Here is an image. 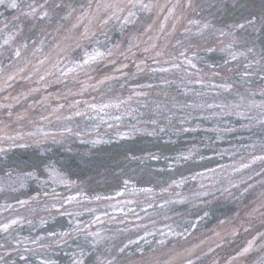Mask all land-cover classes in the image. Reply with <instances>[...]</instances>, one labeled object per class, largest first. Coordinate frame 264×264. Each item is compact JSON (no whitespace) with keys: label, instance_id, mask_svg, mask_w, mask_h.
I'll return each instance as SVG.
<instances>
[{"label":"snow or ice","instance_id":"obj_1","mask_svg":"<svg viewBox=\"0 0 264 264\" xmlns=\"http://www.w3.org/2000/svg\"><path fill=\"white\" fill-rule=\"evenodd\" d=\"M0 6H4L6 9L14 10L17 14L11 18V21L5 22L3 27H0V57H4L9 61L7 67L0 63V92L7 91L12 87V82L18 77L23 80H28L33 82L38 86L29 87L25 91H21L17 95H7L2 99L4 102H0V110L6 113L8 120L15 118L16 122H21L28 117L29 111L36 109H43L38 115V121H29L35 124V131L31 132H16L15 135H8L5 132L8 125H4L0 128V132H5L4 135L0 136V144L6 143L7 148L0 147V155H6L9 149L13 148H28L32 145L39 146L43 141L49 138L54 143H59L57 141L56 134L50 133L44 130V122L51 124V117L55 116L57 121H63L64 124L60 128V135H74L81 137L82 134L79 131H74L72 127L68 124L75 117H87L92 119L89 113H96L97 117L103 121L105 115H109V110L115 109L120 110L125 105H129L134 99L137 104L143 107L148 106V99L150 96L149 91L157 85L152 83L146 84H135L130 89V95L127 97H121L119 95L111 97L108 99H101L99 102L93 97L91 101L75 99L76 96H83L89 87L97 88L106 82L116 81L119 82L120 78H124L127 82L131 77L128 72V64L123 61L129 60V57H135L136 53L133 49L139 50L144 59H140L135 62L136 73L132 75L135 76L138 73L148 72L152 76H160V84L163 86H169L175 81L168 80L165 75L171 71H184L186 76V81L181 80L180 84L177 85L185 94L193 91L188 85H199L201 88L207 86L213 89L221 88L225 91H230L232 85L223 83L220 85L215 84H205V80L200 76V69L197 67V62L202 61L204 57L200 55L203 51L205 56L208 54L216 53L217 51L225 53L226 58L223 61V66L211 64L210 68L226 67L230 63L238 62L241 57L247 59L249 54L255 52L256 41L261 39L259 34H264V8L261 9L259 15H255L251 12L247 16L242 17V23H235L229 25V31L223 29H215L210 22L202 23L201 20L188 19V27H184V40L176 39L175 50L177 55L169 54L168 59H162L165 56V49L168 48L169 43L173 37V34L177 31V24L180 19L183 18V9H191L196 12L197 8L203 11L201 5L195 4L194 0H187L186 5H181L179 0L177 3L171 6L161 5L159 3H154L153 0H82L78 7H73L70 3L65 2V0H30L28 3H24V0H0ZM177 8H181L182 11L178 16L176 14ZM167 12L164 15V22L159 23L157 27V20L152 19L151 23H145L142 19L144 14H148L147 18L151 19V14L155 13L157 18L161 13ZM172 20L171 30L169 31L166 27L167 22ZM119 26V31L121 34L126 35L127 47L123 48L120 43L113 44L111 47H105L104 44L97 38L98 35H103L105 41L108 40V30L111 27ZM196 31L193 32L192 28ZM133 29L131 32L126 33V29ZM251 29V32L248 30ZM208 31L212 35L218 34L219 37L230 38V42L224 45L223 40H220L219 45L213 46L209 41L205 40L203 45L191 43V38L193 36L202 37L203 34ZM239 33V34H238ZM147 37L144 39V37ZM163 41V43H161ZM185 41H188L186 44ZM143 45V47H141ZM243 49L237 51L236 49ZM182 49V50H181ZM261 52H264V43L261 45ZM79 53V54H78ZM190 53V55H189ZM150 54V55H149ZM30 57V58H29ZM122 57L123 60L118 59ZM264 58V57H262ZM148 61H151L149 64ZM107 62L113 65V72L119 73L120 76L116 75H104L99 79L96 84H89L86 81H79L78 77L83 74L90 80L91 77L89 73L94 70V66H99L101 63ZM23 63V66H19ZM258 63V61L251 60L249 63L244 65L245 71L242 73L243 78H249L252 75L250 69ZM118 65V67H117ZM164 65H168L165 67ZM189 69L195 70V72H190ZM230 70V69H229ZM264 71V68H261ZM27 73V75H25ZM218 72H213V76H218ZM195 77V78H193ZM71 80L80 84V88L77 91H73L72 88L67 87V82ZM52 83L65 84L66 92H57L55 94L47 92V89ZM121 88L124 85H120ZM46 92L45 95H39V98H35L34 94H40L41 91ZM197 96L202 95L200 92L195 93ZM167 95V94H165ZM264 95V92H262ZM69 97H72L69 100ZM241 101L244 97H240ZM22 102L27 103V108L23 112H16L15 107L22 104ZM155 105L153 114L154 116H160L166 111H170L167 104L159 103L157 101H152ZM176 105L173 104V107ZM242 104L237 103L235 105H224V104H208L207 108H219L222 111H235V115L251 121L254 119L247 115L246 112L241 111ZM250 107H256L261 109L262 114H264V101L260 104H256L254 101L249 103ZM184 107H205V105H184ZM68 110V115H62V113ZM47 114H44V113ZM103 114V115H101ZM110 119L119 121L121 116H110ZM169 119V117H165ZM185 119L180 121V124L185 123ZM3 121H0L2 124ZM150 123L152 125H158L159 121L155 118L151 119ZM257 123L260 125L261 129L264 130V119L258 120ZM112 127L111 124L108 125ZM242 128L251 129L252 125L242 124ZM133 127V131H136ZM161 132L166 129L160 128ZM181 132L194 131V129L181 127L177 129ZM217 138L220 139L225 133H231L235 131L232 128L225 127L223 129L217 128L216 130ZM128 133H118V136H127ZM30 141V143H29ZM104 141L100 138L95 140H85L84 143H91L93 145L98 143H103ZM252 152L249 154L248 162H243V159L239 165L232 166L233 173H239L242 170H249L252 174L247 176V179H240L237 182L232 180L228 181V186L223 187L222 194L227 193L232 196V189H237L240 191V195L245 194H255V189L257 185L261 189L256 198V207H253L251 212L248 213L249 216L258 215L261 220V227H264V179H260L256 184L249 183L253 180V177H264V154L256 155L257 145L252 144L250 146ZM261 153H264V140L260 142L259 149ZM198 155L197 149L195 147L188 149L185 153L179 154L175 159L177 161H190L195 160ZM149 159H159L155 154H149ZM135 159V157H133ZM200 160L205 159L203 156L199 157ZM80 160L84 165H90L91 161L88 159L87 154H81ZM259 162L260 171L257 172L254 169V165ZM80 165L77 164V167ZM173 165H169L171 168ZM225 166H219L221 171ZM12 169H10L6 174L11 177ZM44 171L47 174L48 180L40 181L39 176L36 171H28L23 174L21 179V187L24 186L23 181L31 178H36L41 186L46 185L49 181L53 184H62L66 187H71L75 182L67 178V176L57 169L56 165L49 161L44 165ZM206 172L215 174L217 169H205ZM197 176L203 177L204 173H196L191 178L196 179ZM187 178L181 177L179 181H172L169 188L173 186L180 187L185 183ZM131 183L129 180L124 181L125 189ZM241 185H246L243 189H240ZM201 191L194 194V198L200 200L201 203L204 202L203 198L209 195H214L211 191L204 190L205 185H200ZM2 190V189H0ZM13 192L17 191L15 188L12 189ZM140 192L151 194L154 192L152 188H142L138 189ZM162 193L168 192V188L161 189ZM40 193L36 196L30 197L28 200H17L16 203L24 207L31 203V201L38 199ZM45 196L49 193L45 192ZM52 197L54 203L52 208L56 209L61 215L73 217H78L80 213H73L68 211H61L64 205H71L74 201L79 203L80 192L76 195L68 196L62 201L58 198V195L53 189ZM117 196L124 195L123 191L117 192ZM179 196L180 194L177 193ZM92 199L96 201H108L113 199V197H101L99 195L93 197ZM154 199V197H153ZM186 198L181 197L178 200L164 199L159 207L164 208L170 204L183 203ZM111 206V205H110ZM7 208H12L13 205L8 204ZM148 208H153V203L147 204ZM123 211V209H119ZM89 212H95V209H87ZM208 213L205 212L204 216ZM103 217H109L108 212L102 213ZM114 219V217H109ZM165 219L169 217L165 216ZM202 217H197V222ZM24 221L23 217H16L14 219L8 220L6 223H0V231L9 232L13 226L21 224ZM31 224V221H27ZM101 215H96L93 217L88 224L82 225L79 219H76L74 223L70 221V227L67 230L60 232H49L47 234L48 239L55 240L57 245L66 243L67 239H70L73 234H82L87 239L88 237L93 238V244H99L104 240L100 231L92 232L90 231L92 224L101 223ZM41 224H45L46 221L41 219ZM155 224V221H152ZM191 228H196L197 223L191 221L188 222ZM223 224L224 221H221ZM168 231L167 235L181 236L187 233L188 229L184 228L183 231H176L172 225H166ZM181 225H176V228H180ZM247 231V229H245ZM162 236L165 235L164 232L160 233ZM152 235V233L145 232L144 237H139V240H145L146 237ZM219 236V233H216ZM233 235H235V230H233ZM45 237H36L32 240V244H38V241L44 239ZM16 245L19 246L20 240H16ZM159 243L163 245L165 240H160ZM203 243V242H202ZM132 244H137L136 240H129L128 244L123 245L116 249V256H112L108 260H98L97 264H120L117 257H123L128 246ZM259 247L262 252H264V231H257L255 236L249 239L245 246L240 248L234 256H231L227 264H237V262L243 259L248 253L253 251L254 248ZM3 247V245H0ZM41 247H45L42 246ZM219 247V245H217ZM199 245H195L192 248L184 250L182 264H203L202 257L207 256V253L200 251L197 254V249ZM15 250V248L13 249ZM141 253V260L139 264H155L152 260H146L143 258L144 249H137ZM25 251H30L25 247ZM111 251V250H110ZM209 252L213 249L210 247ZM85 253L83 249L80 250L79 256L74 253L72 264H85L84 257ZM3 258L0 257V260ZM25 259V257H21ZM39 264H55L54 261L41 258ZM212 264H217L216 261H212ZM260 264H264V258H261Z\"/></svg>","mask_w":264,"mask_h":264},{"label":"trees","instance_id":"obj_2","mask_svg":"<svg viewBox=\"0 0 264 264\" xmlns=\"http://www.w3.org/2000/svg\"><path fill=\"white\" fill-rule=\"evenodd\" d=\"M28 2L30 0H24L25 4ZM65 2L70 3L73 7H78L82 0H65ZM194 3L201 5L204 9L200 11V8H197L196 12H194L197 14V17H200L196 18V20H201L202 23L210 22L215 29H223L225 31H229V25L242 23V17L247 16L249 12L259 15L261 9L264 8V0H194ZM14 14V10L0 6V27L5 22L11 21ZM142 19L146 22V18ZM131 31L133 29H126V33ZM192 31L195 32L196 29L193 27ZM248 31L251 32V29ZM204 34L210 37L207 41L213 46L219 45L215 43L217 40H214L218 34L214 36L208 31ZM259 35L261 39H257L254 53L249 54L247 59L241 57L238 62L230 63L226 67H209L211 64L223 66V61L226 58L225 53L217 51L205 56L203 51L200 52V55L204 57L202 61L197 62V67L201 70L200 74L213 75V72H218L219 75L215 77L218 78L220 84L227 83L232 85L230 91L218 88V92L215 90L207 92L204 88L196 90V86H193V92L185 94L175 83L169 86L156 84L157 86L154 88L160 90V94H167L164 100L168 102L167 107L170 110L163 116L164 121L159 120L161 118L157 119L159 121L158 125L152 126L150 123H143L140 119L131 117L128 121L131 124L135 123V125L128 127L131 131L128 132L126 137L119 136L93 145L91 143H84L85 140L90 141L88 138L80 140L75 136H68V139L59 143L48 141L39 146L32 145L28 148L9 149L6 155H0V179L10 178L6 174L10 169L14 170L11 177H15L16 174H24L28 171H36L39 178L44 177L46 175L44 165L51 161L69 180L83 185V189L88 193V196L94 197L99 195L103 197L113 195L125 188V180L131 181L128 186L160 189L169 186L174 180L179 181L181 177H185L187 179L183 184V191L189 195V201L173 204L174 208L171 212H173L172 215H175V217L171 218L170 221L173 222V226L175 227L176 225H181L180 228H176V231H183L184 228H187L188 231L184 235L170 238L165 243L167 244L166 247L182 243L189 235L213 230L218 226L227 224L238 213V210L256 201L261 191L259 186L257 185L255 194L241 196L240 191L232 189L233 195L229 196L227 193L222 194V189L228 186L229 179L218 180L209 189L216 188L219 191L214 193V195L203 198L204 202L201 203L200 200L194 198V194L201 191L200 176H197L196 179H192L191 177L196 173H209L205 169L219 170V166L227 168L238 158L243 157L240 154L245 150L246 147L244 146L252 142L264 140V130L257 123L258 120L263 119V117H259V109L248 108V111L244 110L248 116L254 118L249 121L235 115L234 110L222 111L219 108L209 109L206 107L208 104L235 105L247 100L255 102L264 101V95H262V92H264V71L261 70V68H264V58H262L264 57V52H261L264 34ZM97 38L105 47H111L116 43H120L122 49L127 47L126 35L121 34L118 25L109 28L107 41H105L103 35H98ZM193 38L201 37L193 36L191 39ZM176 39L184 40V35L180 32L176 35ZM175 41L173 40L174 43ZM185 43L187 44L188 41H185ZM191 43L203 45L205 40H191ZM236 50L240 51L243 49L238 48ZM133 51L140 53L137 49H133ZM3 58L2 62L7 61V59ZM251 60L258 61V63L250 69L252 75L249 78H243L244 65ZM96 67H103V63ZM129 76L131 79L127 82L124 78H120L119 82L115 81L117 86L130 84L134 76L132 73ZM126 87H129V85ZM126 87L123 90L124 92L126 91ZM196 92H200L202 95L197 96ZM241 96L244 97L243 101L240 99ZM173 104L176 106L173 107ZM184 105H205V107L192 108L184 107ZM165 117H169V119H165ZM182 119L186 121L183 125L180 124ZM249 123L252 125L251 129L241 127L242 124ZM133 127H138L139 130L133 131ZM181 127L194 129V131H177ZM225 127L232 128L235 131L225 133L222 138L218 139L215 130ZM160 128L166 130L161 132ZM193 147L198 152L195 160L177 161L175 159L179 154L185 153ZM81 154H87L88 159L91 161L90 165H84L81 162ZM149 154H155L159 159H149ZM200 156H203L205 159L200 160ZM77 164L80 166L77 167ZM170 164L173 165L171 168L169 167ZM260 179H264V177L254 176L253 180L249 181V183L256 184ZM35 180L36 178L29 183V187L17 189L16 192L19 191L20 194L19 200L34 197L36 191ZM245 186L241 185L240 189L242 190ZM13 188L16 189L17 186ZM13 188L4 189L0 197L15 194L16 192L12 191ZM190 200H193L191 201L193 202L192 204H190ZM205 212L208 213L207 216H204ZM197 217H202V219H199L197 222ZM70 221L71 217L57 214L52 220L42 224L41 231L60 232L67 230L70 227ZM189 221L197 223V227L191 228L188 223ZM221 221H224V223L222 224ZM133 231L126 229L119 236L112 238L109 246H107L109 249L105 250V247H102L103 250L101 248H93L87 254L85 264H97V261L101 257L116 256V249L124 244V241L129 237L127 235ZM154 243V240L144 241L142 243L146 247L144 251L147 252L151 247H154ZM84 246L88 247L87 244H84ZM62 247H56L58 249L55 252L56 260H58V264H68V257L70 256L62 250ZM204 247L208 248H204L203 250L204 253H207V256L202 257L203 264L210 260L214 254L213 251H208L210 247L213 249L212 244L206 243ZM129 249H131V246H129ZM200 251L197 250V254ZM131 253L132 256H136V251L133 248ZM128 255L125 252L123 257L117 258H126ZM138 257H141V255ZM15 258L17 261L14 264H17L20 258L19 256H15Z\"/></svg>","mask_w":264,"mask_h":264},{"label":"rangeland","instance_id":"obj_3","mask_svg":"<svg viewBox=\"0 0 264 264\" xmlns=\"http://www.w3.org/2000/svg\"><path fill=\"white\" fill-rule=\"evenodd\" d=\"M154 3H159L161 5H167L171 6L172 4L177 3V0H153ZM179 3L181 5H186L187 0H179ZM182 9L177 8L176 14L179 16ZM192 13V14H190ZM17 13L15 12L14 15ZM167 12L161 13L159 17L157 18L156 14H151V19H148V14H144L142 18H146L145 23H151L152 19L157 20V27L159 23L164 22V15H166ZM12 15V17L14 16ZM200 18L197 17V14L192 12L191 9L184 8L183 9V18L179 20L177 24V31L173 34V37L169 43V46L167 49H165V56L162 57V59H168L169 54L171 55H177V51L173 47L175 46V43L173 40H176V35L181 32L183 34L184 27H188L187 24L188 19H196ZM5 19V18H4ZM10 20V19H9ZM173 23L172 20H169L167 22L166 27L168 30H171V24ZM3 27V25L1 26ZM216 36V35H215ZM147 37L145 36L144 39ZM210 37L203 36L201 38H193L191 40H209ZM211 40V39H210ZM214 40H217L215 43L220 42V40H223L224 45H227L230 42L229 38H223V37H215ZM163 43V41H161ZM172 45V47H170ZM143 47V45H141ZM123 50V49H122ZM182 50V49H181ZM136 53V52H135ZM150 55V54H149ZM190 55V54H189ZM30 58V57H29ZM4 59V58H3ZM118 59L123 60L122 57H118ZM144 59L143 54L136 53L135 57H129V60L123 61L124 63L128 64V69L125 71L128 72V74L131 75V73H136V67L135 62ZM2 57H0V63L3 64V66L7 67L9 64V61L2 62ZM150 64L151 61H148ZM19 66H23V63H21ZM167 67L168 65H164ZM118 67V65H117ZM105 68V69H104ZM108 69L107 71H105ZM190 72H195V70L189 69ZM116 75L120 76L119 73L113 72V65L108 64L107 62H103V67L97 68L94 66V70L89 73V76L91 79L89 80L87 76L81 74L78 77L79 81H86L89 84H96V82L101 79L104 75ZM27 75V73H25ZM201 77L204 78L205 84H215L220 85L218 78L215 76L209 74H200ZM166 79L175 81V84H180L181 80L186 81V76L184 71H171L165 75ZM195 78V77H193ZM160 76H152L151 73L143 72L138 73L133 77V80L130 84H123L124 87L121 88L120 85L117 86L115 81L106 82L103 85H100L97 88L89 87L87 91L84 93L83 96H76L75 99H81V100H89L91 101L93 97L96 98V101L99 102L101 99H108L111 97H115L117 95L121 97H127L130 95V89L135 84H146V83H152L154 85L160 84ZM35 78H33V82H29L28 80L20 79L19 77L12 82V87L9 88L7 91L0 92V102L3 101V97L7 96L9 94L11 95H17L21 91L27 90L29 87H36L34 83ZM129 85V87H126ZM196 86V90H199L201 87L199 85ZM67 87L72 88L73 91H77L80 88V84L74 81L69 80L67 82ZM126 87V91L124 92V88ZM189 88L193 89V85H188ZM204 90L207 92H213L219 91L218 88H211V87H203ZM180 89V88H179ZM145 91L150 92V96L148 99V106L143 107L136 103L135 99L129 104L122 107L120 110H109V115H105L103 121L97 117L96 113H89V115L92 117V119H89L87 117H75L68 126L72 127L74 131L81 132L82 136L77 137L78 139L82 140L84 138H88L90 140L95 139H113L115 137H119L118 133H128L131 130L128 128L130 126L135 125V123H130L128 120L129 118L133 117L134 119H140L141 122H147L150 123L151 119L155 118H161L159 120L164 121V117L166 112H164L160 116H154L153 111L155 108V105L152 103V101H157L159 103H166L164 98L165 95L160 94V90L153 88L151 90L145 89ZM47 92H51L53 94L57 92L64 93L66 92V86L65 84H56L52 83L51 86L47 89ZM193 92V91H190ZM46 92L41 91L40 94H34L35 98H39V95H45ZM72 97H69V100H71ZM253 102V100H247L243 101L241 104L243 105L240 109L241 111H248L249 109L256 108V107H250L249 103ZM255 102V101H254ZM256 104H260V102H255ZM247 106V107H246ZM27 108V103L22 102L21 105L15 107L16 112H23L24 109ZM249 108V109H248ZM259 109V108H257ZM259 113V117L264 119V115L261 112ZM40 112H43V109H36L29 111L28 117L21 121L16 122L15 118L10 121L6 117V113L3 110H0V121H3L2 124H0V128H3L4 125H8L7 129H5V132L8 135H15L16 132H31L35 131V124L30 123L29 121H38V115ZM44 114H47L46 112ZM69 112L67 109L62 113V115H68ZM261 114V115H260ZM103 115V114H101ZM110 116H121V119L119 121L110 119ZM52 123L49 125L47 122H44V130L48 131L50 133L56 134L57 141H65L68 139V136L74 135H67L64 136L60 135V128L63 126V121H57L55 119V116L51 117ZM136 121V120H133ZM111 124L112 127H109L108 125ZM151 124V123H150ZM153 126V125H152ZM135 129L139 130L138 127ZM136 130V131H137ZM5 132H0V136L4 135ZM48 141H52L50 138L46 141H43L41 144H45ZM30 143V141H29ZM252 144L257 145V151L255 152L256 155H261L264 153H261L259 149L260 141L258 142H252L249 143L247 146H250ZM0 147L7 148V144L3 143L0 144ZM251 147L245 148L243 153L240 155L243 157L238 158L236 161H234L230 166H227V168H224L222 171L221 169L217 170L215 174L207 173L204 174L203 177H199V181L201 184L205 185L204 190L211 191L212 193H216L219 190L216 188L209 189L213 184H215L216 181L222 180V179H229L233 182H237L240 179L247 178L248 175H251L252 173L249 170H242L239 173H233L232 172V166L239 165L241 160L243 159V162L247 163L249 159V154L252 152ZM239 155V156H240ZM255 171H260V165L259 162L253 166ZM23 178V174H19L15 177H10L7 179H0V195L3 192L4 189L8 188L11 189L13 187H16L17 189L29 187V183L34 179H28L24 180V186L21 187V179ZM40 181L48 180L47 174L44 177L39 178ZM228 180V181H229ZM34 185L36 187V191L34 193V196L37 195V193H40L38 199L31 201L30 204L25 205L24 207L19 206L16 201L19 200V191L15 194L9 195V196H1L0 197V223H6L8 220L14 219L16 217H23L24 221L21 224L13 226L12 229H10L9 232H3L0 231V245H3V247H0V257L3 259L0 260V264H14L17 259L15 256H19L20 259H18L17 264H39V260L41 258L54 261L55 264H58V260H56L55 252H57L59 247H62V250L67 253L70 257H68V264H72L73 260V254L75 253L77 257L79 256V252L81 249H83L85 255L83 257L84 262L86 263V256L88 253H90L93 248H104L109 249V243L112 240V238L119 236L122 234L121 232L126 229L134 230L133 232L129 233L127 236H129L125 241L124 244H122L120 247H122L125 244H128L129 240H136L137 244L129 245L131 246V249H129V246L126 250V253L129 254L126 258H118L120 261V264H139L141 257H138L141 255V253L137 250L139 248H143L144 246L142 243H144L145 240H139V237H144L145 232L152 233V235L147 236L145 239L146 241L154 240L155 243L153 244L154 247H151L147 252H145V255L143 256L146 260H152L155 262V264H182V258L183 253L185 249L192 248L195 245H199L198 251H203L204 244L210 243L213 247V256L210 260L206 261L204 264H212V261H216L217 264H227L228 259L231 256H234L235 253L240 250L243 246L246 245L247 241L252 238V236L256 235L257 231H264V227H261V220L258 215H252L249 216L248 213L251 212L253 207H256V203L252 202L251 204L245 206L244 208H241L238 210V213L231 218V220L222 226H218L217 228L209 231H201L197 234L189 235V237L184 240L182 243L175 244L172 247H166L167 244L166 241H168L170 238H173L172 235H167V227L166 225H172L173 222L170 221L171 218H174L175 215H172L173 212L171 210L174 208L173 204H170L164 208L159 207V205L162 203L164 199H172V200H178L181 197L186 198L184 203L186 201H189V195L187 192L183 191L184 187L183 185L180 187L173 186L172 188H169V186L160 188V189H154L152 187H136L133 185H130L127 187V189L123 188L120 191L124 192V195L117 196L116 193L109 196H103V197H113V199L108 201H96L92 199L93 197L88 196V193L83 189V185H79L77 183H74L71 187H66L62 184H53L51 181H49L46 185L41 186L40 183H38L37 179L34 181ZM142 188H152L154 189V192L151 194H147L144 192L138 191V189ZM168 188V192L162 193L161 189ZM53 189L55 190V193L58 195V198L62 201L63 199L67 198L68 196L76 195L77 192L81 193V196L78 198L79 203H76L75 201L71 205H64V208L61 209V211H68L73 213H80L78 217L73 216L71 217L72 223L75 222L76 219H79L82 225H86L93 219L96 215H101L102 222L97 224H92L90 231L96 232L100 231L101 235L104 237V240L101 241L99 244L94 245L93 244V238L88 237L85 238L84 235H77L73 234L70 239L66 240V243H62L60 245H57L55 243V240L48 239L47 234L49 232H43L41 231L42 224L40 223L41 219L45 220L46 222L49 220H52L53 217L57 214H60L56 209H53L51 206L54 203L52 192ZM49 193L48 196H45L44 193ZM194 192V191H192ZM191 192V193H192ZM180 194L179 196L177 195ZM95 197V196H94ZM154 197V199H153ZM193 198V197H192ZM28 200V199H23ZM193 200H190V204ZM153 203V208H148L147 204ZM8 204L13 205L12 208H7L6 206ZM178 204V203H176ZM111 205V206H110ZM123 209V211H120L119 209ZM87 209H95V212H89ZM28 210V211H27ZM108 212L109 217H114V219H111L109 217H103V212ZM165 216L169 217V219H165ZM27 221H31V224H29ZM152 221H155V224L152 223ZM175 229L176 227L173 226ZM247 229V231H245ZM233 230H235V235H233ZM164 232L165 235L162 236L160 233ZM216 233H219V236L216 235ZM45 237L44 239H41L38 241V244H32L31 241L36 239V237ZM165 240V243L161 245L159 243L160 240ZM16 240H20L19 246L16 245ZM203 242V243H202ZM84 244H87L88 247H85ZM45 246V247H41ZM219 245V247H217ZM25 247H27L30 251H25ZM15 248V250H13ZM132 248L134 251H136V256H132L131 251ZM144 247L143 249H145ZM112 249V247H111ZM110 249V250H111ZM103 250V249H102ZM101 250V251H102ZM110 252V251H109ZM108 252V253H109ZM117 254V253H116ZM21 257H25V259H21ZM100 258V257H99ZM111 256H104L101 257L100 260H108L111 259ZM261 258H264V252L260 250V248L257 246L253 249L250 253H248L243 259L239 260L237 264H260ZM8 259V260H7Z\"/></svg>","mask_w":264,"mask_h":264}]
</instances>
